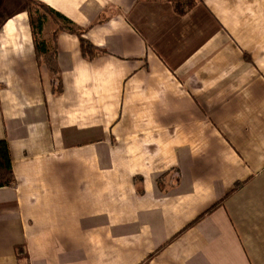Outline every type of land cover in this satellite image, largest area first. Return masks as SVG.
Returning a JSON list of instances; mask_svg holds the SVG:
<instances>
[{"label":"crops","instance_id":"0c3cea01","mask_svg":"<svg viewBox=\"0 0 264 264\" xmlns=\"http://www.w3.org/2000/svg\"><path fill=\"white\" fill-rule=\"evenodd\" d=\"M19 1L0 0V264H264V0H37L99 51L47 17L60 93Z\"/></svg>","mask_w":264,"mask_h":264},{"label":"trees","instance_id":"16d2710c","mask_svg":"<svg viewBox=\"0 0 264 264\" xmlns=\"http://www.w3.org/2000/svg\"><path fill=\"white\" fill-rule=\"evenodd\" d=\"M194 4V0H188L187 2L180 1L176 4V9L180 12H185V10L187 11L192 8ZM25 11L29 15L38 61L40 64L46 65L47 69L53 76V89L55 93H60L62 91V83L60 77L61 69L57 59V47L55 46L53 49L47 48L42 35L43 24L47 17L50 16L56 23H59L60 29H65L78 34L85 55L88 52L92 55L90 58H93L99 53V51H97L96 47L87 42L82 36V29L80 30L77 28L73 21L59 12H56L45 3L37 0H30L25 5ZM56 80H59L58 84H56ZM13 184H15V175L13 171V158L10 146L6 139H0V187L12 186Z\"/></svg>","mask_w":264,"mask_h":264},{"label":"rangeland","instance_id":"374dc122","mask_svg":"<svg viewBox=\"0 0 264 264\" xmlns=\"http://www.w3.org/2000/svg\"><path fill=\"white\" fill-rule=\"evenodd\" d=\"M30 0H21L19 1V4H24V6L29 2Z\"/></svg>","mask_w":264,"mask_h":264}]
</instances>
